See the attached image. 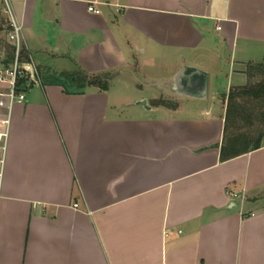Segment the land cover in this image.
<instances>
[{
  "label": "crops",
  "instance_id": "crops-1",
  "mask_svg": "<svg viewBox=\"0 0 264 264\" xmlns=\"http://www.w3.org/2000/svg\"><path fill=\"white\" fill-rule=\"evenodd\" d=\"M10 1L44 78L58 61L116 75L82 93L45 80L15 102L0 82V264H264V137L220 159L224 96L264 63V0H111L100 14L88 4L105 0ZM3 13L0 0V63ZM156 59L177 65L151 78ZM187 68L205 95L176 86ZM127 75L157 90L136 100L146 109L114 90Z\"/></svg>",
  "mask_w": 264,
  "mask_h": 264
},
{
  "label": "trees",
  "instance_id": "trees-1",
  "mask_svg": "<svg viewBox=\"0 0 264 264\" xmlns=\"http://www.w3.org/2000/svg\"><path fill=\"white\" fill-rule=\"evenodd\" d=\"M6 59L3 63L8 65L13 61L14 50L11 44L6 49ZM23 61H29L25 48L22 51ZM246 74L248 83L245 86L232 87L224 96L226 112L224 119L223 141L220 147L222 162L234 159L249 152L258 150L262 146L264 137V63H249ZM115 74L104 72L101 74H88L77 69L63 72L57 78L45 80L61 85L67 93H82L87 87H96L102 91L108 90ZM26 79L20 80L24 84ZM156 105L175 107L176 104L156 100Z\"/></svg>",
  "mask_w": 264,
  "mask_h": 264
},
{
  "label": "built area",
  "instance_id": "built-area-1",
  "mask_svg": "<svg viewBox=\"0 0 264 264\" xmlns=\"http://www.w3.org/2000/svg\"><path fill=\"white\" fill-rule=\"evenodd\" d=\"M6 9L5 13L8 17L9 28L7 38L9 44L13 47L14 58L11 63L6 65L0 63V82L9 85V93L7 94L10 102L24 101L26 99V92L33 85H40L41 74L32 60L23 61L22 51L25 48L23 26L15 16L10 0H4ZM97 4L113 5L111 0L104 2L92 1L88 4V11L100 14L101 10L96 7ZM26 79L24 84L20 86V80ZM9 120H0V178L4 164L5 151L8 140ZM230 197H236L237 194L233 192L228 193ZM77 207V205H75Z\"/></svg>",
  "mask_w": 264,
  "mask_h": 264
},
{
  "label": "rangeland",
  "instance_id": "rangeland-1",
  "mask_svg": "<svg viewBox=\"0 0 264 264\" xmlns=\"http://www.w3.org/2000/svg\"><path fill=\"white\" fill-rule=\"evenodd\" d=\"M5 9H6V5H5V1L3 0V14L5 13ZM7 16V15H6ZM2 47L3 49H7V47L9 46V42L7 37L2 38ZM31 55H32V61L31 63L34 61L36 64L38 63V55L36 54L37 52L31 50L30 51ZM159 60V59H158ZM158 60L156 59L155 63L151 66L149 64V66L145 67V71L150 75V77L152 78H165L168 77L174 70V67L177 65V60L174 59H169L168 61H164V62H158ZM65 65H71L70 62H65V61H58L56 63H54L52 65L51 69V73H49V75H51V78H57L59 76L62 75V70L65 69L64 67H68ZM70 67V66H69ZM72 67V65H71ZM116 75V74H115ZM138 78L140 80L143 79V77H141L140 74L137 75ZM115 78V77H114ZM113 78V79H114ZM113 79L111 80V82L113 81ZM134 81H136V78L134 76L131 75H127V76H123L120 80L113 82L114 87L117 92L120 91V94L123 95H127L129 96V98H131L134 103H138L141 100L136 101L139 98H146L148 105H150V99L151 97L158 95L157 90H154L153 88H149L147 86H140L137 87L134 83ZM41 82H44V84L46 83L45 78L42 76L41 74ZM110 82V83H111ZM143 108L146 109V106L140 105ZM137 106L140 110H142V107ZM125 113H128V111H125Z\"/></svg>",
  "mask_w": 264,
  "mask_h": 264
},
{
  "label": "water",
  "instance_id": "water-1",
  "mask_svg": "<svg viewBox=\"0 0 264 264\" xmlns=\"http://www.w3.org/2000/svg\"><path fill=\"white\" fill-rule=\"evenodd\" d=\"M193 72H197L198 76L200 77L198 79V84H192L191 86L188 87V82L187 84L185 83L183 78H187L189 74L193 73ZM176 82H177V87H181L183 88L185 91H188L189 94H193V96H198L201 97L203 95L206 94V86H207V78L205 77V74L203 72H201L200 70L197 69H184L176 78ZM195 87V88H194ZM192 88H194V90H192ZM193 92V93H192ZM140 105L146 106V101H140L139 102ZM147 107V106H146Z\"/></svg>",
  "mask_w": 264,
  "mask_h": 264
}]
</instances>
